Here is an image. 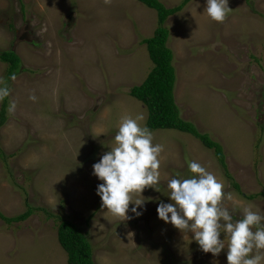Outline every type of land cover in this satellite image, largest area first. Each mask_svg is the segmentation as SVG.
I'll return each mask as SVG.
<instances>
[{
	"label": "rangeland",
	"instance_id": "obj_1",
	"mask_svg": "<svg viewBox=\"0 0 264 264\" xmlns=\"http://www.w3.org/2000/svg\"><path fill=\"white\" fill-rule=\"evenodd\" d=\"M160 1L174 8L184 0ZM229 7L215 22L206 0H194L167 27L180 116L222 145L231 178L201 140L152 131L164 148L159 191L145 188L143 215L129 211L133 218L123 220L101 207L93 165L116 146L123 117L142 113L147 126L149 111L130 91L155 67L141 42L154 36L157 11L137 0H0V50L22 60L10 81L0 61L8 103L17 105L0 129V213L38 210L26 223L0 218V264H68L58 240L63 219L89 234L96 264H228L227 249L204 253L192 233L160 220L157 207L173 203L168 181L189 178L196 161L231 193L223 204L230 212L240 217L251 204L264 215V197L250 198L264 193V0Z\"/></svg>",
	"mask_w": 264,
	"mask_h": 264
},
{
	"label": "clouds",
	"instance_id": "obj_2",
	"mask_svg": "<svg viewBox=\"0 0 264 264\" xmlns=\"http://www.w3.org/2000/svg\"><path fill=\"white\" fill-rule=\"evenodd\" d=\"M205 11L211 20L223 22L232 10L229 0H206ZM11 91L0 79V103L10 97ZM29 99L36 101L37 97L30 95ZM16 107L15 101H9L7 112L14 114ZM143 120L142 113L134 118L123 117L114 137L116 146L93 165V175L103 181L97 187L101 207L123 220L143 215L145 188L159 191V157L164 148L153 143L152 131L141 126ZM189 171V178L168 181V196L173 203H159L158 218L184 233H192L204 253L217 257L227 249L228 264H264V215L250 204L238 217L235 210L230 212L223 206L232 195L224 191L223 183L213 173L196 161H189ZM137 193L141 198L134 201ZM129 211L133 216L128 215Z\"/></svg>",
	"mask_w": 264,
	"mask_h": 264
},
{
	"label": "trees",
	"instance_id": "obj_3",
	"mask_svg": "<svg viewBox=\"0 0 264 264\" xmlns=\"http://www.w3.org/2000/svg\"><path fill=\"white\" fill-rule=\"evenodd\" d=\"M137 1L157 11L159 26L152 38L144 39L141 42L142 45L147 47L155 67L141 86L131 89L130 95L147 107L149 111L147 127L151 131L176 130L190 134L201 140L205 147L214 150L216 158L224 168L226 175L228 178H231V175L228 173L226 155L222 145L213 141L209 135L201 134L193 123L184 121L180 116V110L176 104L175 87L177 72L174 66V51L168 46L171 34L167 23L171 17L182 12L194 0H184L174 8L166 7L160 0ZM0 61L8 65L7 77L9 81L13 75L16 77L21 73L22 60L15 51L0 50ZM7 107L8 98L4 100V104L0 110V129L8 121ZM0 155H3L1 148ZM233 186L237 191H241L237 183H233ZM259 196L264 197V193L250 196V198L254 199ZM37 211V209L28 205L27 211L21 215L6 217L0 213V218L9 225L26 223ZM48 216L54 217V215ZM58 240L68 253V264H96L95 250L89 234L71 221L63 219L59 223Z\"/></svg>",
	"mask_w": 264,
	"mask_h": 264
}]
</instances>
